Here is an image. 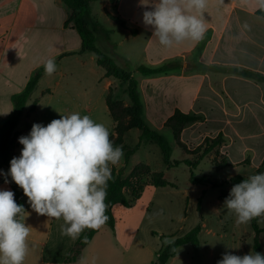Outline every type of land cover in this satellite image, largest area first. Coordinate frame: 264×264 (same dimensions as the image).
Listing matches in <instances>:
<instances>
[{
    "label": "crops",
    "instance_id": "0c3cea01",
    "mask_svg": "<svg viewBox=\"0 0 264 264\" xmlns=\"http://www.w3.org/2000/svg\"><path fill=\"white\" fill-rule=\"evenodd\" d=\"M57 1L65 13L61 34L67 37L68 33H77L72 23L64 26L71 10L61 0H51L52 7H56ZM49 2L0 0V114L9 112L0 115V131L13 113L14 98L23 92L36 71L43 68L15 129V157L20 156L23 148L19 137L28 135L34 123L42 124L45 114L58 119L74 112L88 115L95 122L104 124L110 131V139L115 140L118 122L111 115L107 100L111 96L122 100L125 107L131 106L127 85L106 77L93 53L81 52L78 33L77 47L65 48L53 55L58 58L54 74H45L46 58L42 64L29 63L27 70H23L24 35L33 31L35 20H43L47 15L49 11L45 10H49ZM144 10L140 0H116L115 3L99 0V50L136 80L141 118L150 129L159 134L172 132L165 124L177 112L196 118L185 125L178 136L172 132L173 141H168L171 161L195 162L202 153L197 148L203 146L206 139L220 138L222 142L193 168L184 163L167 168L163 161L162 165L154 167L151 157L157 156V146L140 142L141 132L137 128L125 131L123 146L131 149L139 142L140 145L127 162L123 152L121 162L113 166L112 173L131 180L136 168L148 167L151 173H162L169 185L156 187L144 179L141 194L131 207L119 203L112 206L114 229L104 225L97 230L79 258L71 264H152L165 246L163 233L155 236L152 227L155 217L151 213L157 199L162 201L169 195H179L178 202L184 204V215L169 221L170 239L179 237L184 224L191 218L190 209L194 212L191 229L199 226L201 232L206 225L204 209L211 203L207 195L213 188L207 184H192L189 181L191 174L194 178L208 174L221 184L230 183L235 176L248 178L258 174L261 168L260 173H264V18L256 14V0L246 3L244 0H208L204 11L207 31L203 39L199 42L186 40L171 47L160 45L153 36V29L145 27L142 22ZM89 22L92 23V6ZM244 23L249 25L248 29L243 27ZM93 33L96 39L97 33ZM27 50L31 61L32 56L39 53L38 46L32 44H28ZM140 66L160 69V72L141 74L137 71ZM210 67L242 70L250 75L223 73L210 70ZM44 100L46 105L40 108ZM52 104L56 107H50ZM174 149L182 152L177 159L172 158ZM214 157L216 162L212 163L210 159ZM222 159L228 160L231 167L217 168L216 163ZM206 162L209 165L204 167ZM180 166H184L187 176L184 186L179 185L175 172ZM0 170L8 172L5 166ZM4 181L5 177L0 175V190H11L9 183ZM125 193L127 195L129 190ZM212 198L214 206L211 210L220 221L223 214L219 208L223 200L218 194ZM23 207L22 219L30 227L28 253L23 264H63L77 239L62 236L59 228L63 221L37 214L25 195ZM177 251L167 264H178ZM186 263L191 264V261Z\"/></svg>",
    "mask_w": 264,
    "mask_h": 264
},
{
    "label": "clouds",
    "instance_id": "9594fccd",
    "mask_svg": "<svg viewBox=\"0 0 264 264\" xmlns=\"http://www.w3.org/2000/svg\"><path fill=\"white\" fill-rule=\"evenodd\" d=\"M207 4L208 0H140L145 9L142 22L153 29L162 46L199 42L207 31ZM256 5L264 12V0H256ZM43 67L46 75L54 74L55 58L47 59ZM19 143L23 145L20 156L13 157L8 172L0 170V175L6 184L11 177L37 214L62 220L61 235L73 240L86 229L99 230L107 223L108 182L113 166L123 158V147L114 145L104 124L74 112L46 126L34 123L28 135L19 137ZM223 207L237 225L264 219V173L235 184ZM24 212L13 191L0 190V264H23L25 260L30 227L22 219ZM174 242V238L163 240L164 245ZM217 264H264V254L253 251L239 256L226 251Z\"/></svg>",
    "mask_w": 264,
    "mask_h": 264
},
{
    "label": "trees",
    "instance_id": "16d2710c",
    "mask_svg": "<svg viewBox=\"0 0 264 264\" xmlns=\"http://www.w3.org/2000/svg\"><path fill=\"white\" fill-rule=\"evenodd\" d=\"M95 1L98 0H61V2L71 10V15L65 21L64 26L67 27L70 23L73 24L72 28L77 31L81 39V52L93 53L96 56L97 65L105 70L106 77H113L119 80L121 83L127 85V94L131 101V106L125 109L127 115L130 117L128 125L123 127L121 122L118 120L117 115L111 108L112 103H110V98L107 100L111 115L118 122L116 129L117 138L115 140H111L114 142V145H120L123 147V152H125V162H127L129 156L137 150L140 142L144 141L150 142L157 146L161 153L162 161L167 166V168L175 167L179 163H184L193 168L195 165H197L198 161H200L205 155H207L215 146L221 144L222 140L220 138H217L215 140L206 139L204 145L197 148V151H202V153L198 157V160H196L195 162L189 160H184L182 162L171 161V148L168 140L158 132L150 129L141 118V106L137 94L136 80L132 77L131 73L119 67L113 59L102 53L95 45V35L93 31L88 27V22L91 19L90 4ZM111 2L115 3L116 0H111ZM256 14L264 18V12L258 10ZM209 69L223 73L236 72L243 75H250V73L242 70L225 69L218 67H210ZM137 71L141 74L148 75L158 73L160 72V69L151 70L140 66L139 68H137ZM42 72L43 68L37 70L34 76L26 84L23 92L14 98L13 113L2 124L0 131V168L2 166H5L9 170L10 160L15 157L13 152L15 139L17 137V132L15 131V129L23 114L26 102L35 89ZM195 119L196 118L193 116L177 112L166 121V126L172 130L175 136H178L184 126L190 122H193ZM130 128H137L141 132L139 137L140 142L131 149L122 145L123 134ZM231 165L232 164L228 160H223V162L221 163H216L217 168L231 167ZM137 169H141L139 174H137L136 172ZM145 169V167L136 168L132 173L131 180L122 179L120 174L115 175L114 173H112V179L108 182V195L106 199V204L108 205L106 214L108 215L109 220L105 224L110 229H114L115 223L114 217L111 212L112 206L116 203H119L125 207H131L141 194L144 179H146V181H149L156 187H165L169 185V183L164 179L162 173H151L150 171H147ZM243 179H246V177L235 176L231 178L229 182L235 185L241 182ZM8 180L11 190L15 194L16 202L20 205H23V190L11 181L10 176L8 177ZM189 181L192 184H210L213 187V184H211L210 180L205 177L194 178L191 174ZM127 189L129 190V193L126 195L125 190ZM250 226L254 233L252 252L254 251L262 254L258 236L261 232H263V230L258 227V218L251 220ZM96 231L97 230L86 229L75 242L71 254L65 259L63 264H71L75 262L79 258L82 249L92 240ZM199 232L200 227L196 226L186 234L174 238L175 242L171 245H165L162 250L157 253V257L152 264H167L168 260L176 255V250L179 247L187 244L193 246L198 245Z\"/></svg>",
    "mask_w": 264,
    "mask_h": 264
},
{
    "label": "rangeland",
    "instance_id": "374dc122",
    "mask_svg": "<svg viewBox=\"0 0 264 264\" xmlns=\"http://www.w3.org/2000/svg\"><path fill=\"white\" fill-rule=\"evenodd\" d=\"M47 5L48 4H45L46 7ZM91 6L92 23L89 22L88 25L91 29H93V31L97 33L95 45L99 49V0L92 2ZM48 8L49 10L46 8L45 11L49 12L43 18V20H35L33 23V31H28L24 35L26 42L23 44L25 54L23 60V70L25 71L27 70L29 63L42 64L45 58H52L55 53H60V51L65 48L73 49L77 47V42L80 41L77 33H68L67 37L61 34L60 27L63 24L65 13L59 8L58 1L56 7L53 8L50 0ZM28 44L38 46L39 48L38 55L36 56L34 54L32 56V61L30 53L27 50ZM53 58H55V61L58 59L56 56H53ZM109 98L110 103H112L111 108L117 115L118 120L121 122L123 127L128 125L130 117L126 113L125 109L127 107L124 106L123 101L120 99H114L111 96ZM40 104V108H44L46 105L45 100L41 101ZM50 107H56V104H52ZM46 115L49 114L42 116V124L45 126L53 119H58L55 116ZM161 135H163L169 142L173 141L172 132H170V130H168L167 133H162ZM153 148L154 146L151 148V150L154 152ZM156 153V157H154V155L151 157L154 167H157L159 164L162 165L161 153L158 149H156ZM181 153V150L174 149L172 158L177 159ZM215 159L216 157L213 159L211 158L210 161L214 163L216 162ZM223 160L224 159L219 162L221 163ZM208 165V162L203 164L204 167H207ZM183 168L184 166H180L175 171L178 176V182L180 186H184L185 181H187V176H185ZM145 170L150 171V168L147 167ZM140 171L141 169H137V174H139ZM261 171L262 168L258 172L260 173ZM202 177L207 178L210 180L211 184H213V187L212 185L207 184L213 189H211L207 195L208 200H210L211 203H209V206L206 207L203 212V218L205 219L206 225L202 227L201 232L198 234V239L200 240L198 245L193 246L189 244L186 246H181L177 249L179 256L177 260L178 264H187L186 261H191V264H217V261L222 258V254L226 251L239 256H243L252 252L254 233L250 226V222L247 224L237 225L235 223V217L228 215L226 209L223 207L224 200L226 197H228L230 189L234 185L232 183H228V181H226V184L230 185L225 186L223 183L220 184L216 180H213L208 174H204ZM215 194H218L219 199L223 200L221 201V206L219 208L220 213L223 214L220 221L219 218H216V213L211 210V208L214 206V199L212 197ZM179 198V195H169L162 201L157 199L152 208L151 216L155 217V220L152 222V227L155 231L154 235L157 236L159 233H163L164 236L162 237V241L165 238H170L168 236V232L170 230L169 221L171 219L177 220L179 217L184 215V204L181 201L178 202ZM188 214L191 218L187 224H184L185 227L181 232H179V236L189 232L192 228L191 223H193L194 218L193 209H190ZM258 227L263 230V232L259 234L258 239L262 254H264V219L258 218Z\"/></svg>",
    "mask_w": 264,
    "mask_h": 264
}]
</instances>
